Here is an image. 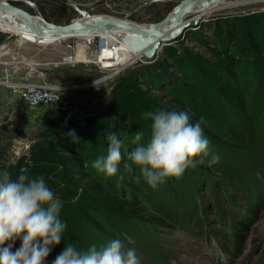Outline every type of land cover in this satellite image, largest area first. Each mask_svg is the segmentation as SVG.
Returning a JSON list of instances; mask_svg holds the SVG:
<instances>
[{"label": "rangeland", "instance_id": "374dc122", "mask_svg": "<svg viewBox=\"0 0 264 264\" xmlns=\"http://www.w3.org/2000/svg\"><path fill=\"white\" fill-rule=\"evenodd\" d=\"M3 3L55 25L80 22L90 16L118 18L136 25L153 24L175 4L173 0H155L124 16L117 12L120 3L117 0H4ZM263 12L264 0H223L188 29L195 28L196 33L208 37L203 23L209 17ZM196 14H188L184 20ZM182 34V41L164 44L150 56L143 53L140 59L116 69H99L95 59L91 60L93 50L97 54V44L90 38L45 44L24 40L0 28V45L7 44L11 56L3 61L14 60L13 64H18V78L68 88L60 101L44 113L29 111L13 97L0 101V120L6 123L0 124V171L6 169L13 179L21 173L43 176L49 187L57 185L53 192L62 201L59 218L66 228L61 243L52 248L45 264H52L68 244L87 250L93 244L101 247L113 239H119L125 249H135L141 264H264V34L260 37L259 56L250 53L234 64L233 77L218 73L219 85H229L233 90L229 99L221 96L211 77L197 66L187 68L185 61L177 71L168 66L161 54L166 45L175 48L180 57L183 51H188L209 58L185 30ZM237 55L235 49L229 51L230 57ZM113 70L116 74H112ZM138 71L151 74L154 90L150 95H161L162 101L175 95L188 111L191 123H200L201 128L216 135L206 137L219 157L218 163L209 166L207 158L200 163L201 158L197 157L195 167H189L179 178H168L155 189L143 182L129 156L137 147L135 133H143L139 143L148 141L151 120L145 119L144 114L155 111L146 101L120 102L115 94V87ZM180 72L186 81L179 76ZM139 87L143 89L140 83ZM116 111L123 112L126 118L121 123L114 120L118 125L112 132L109 126L115 122L107 121L114 118L112 114ZM103 124L112 132L110 136L122 141V159L127 165L129 182L137 192L122 187L115 176L109 177L92 167L97 157L107 154L106 142L97 132V126ZM60 128H65L68 134H78L74 144L86 156L84 166L103 184L108 179V187L116 193L131 197L144 207L151 216L149 220L143 224L97 212L93 217L98 229L80 218L72 202L60 191L57 177L50 183L45 174L37 171V150L52 143ZM235 180L249 183L247 192L235 189ZM250 189L256 191L251 193ZM216 240L218 244L213 243ZM19 242L22 244V240Z\"/></svg>", "mask_w": 264, "mask_h": 264}, {"label": "clouds", "instance_id": "9594fccd", "mask_svg": "<svg viewBox=\"0 0 264 264\" xmlns=\"http://www.w3.org/2000/svg\"><path fill=\"white\" fill-rule=\"evenodd\" d=\"M144 116L151 120L150 137L139 143L143 133H135L137 147L129 159L151 188L168 178L181 177L189 167H195L197 157L200 163L207 158L209 166L218 163L200 123H191L186 112L158 110ZM68 135L76 142L75 132ZM108 141L107 154L97 157L92 167L112 177L122 160V141L115 135ZM61 209L62 201L43 176L21 173L13 179L6 169L0 171V264H45L66 228L59 218ZM18 239L22 244L13 252ZM52 264H141V260L135 249H125L119 239H113L87 250L68 244Z\"/></svg>", "mask_w": 264, "mask_h": 264}, {"label": "trees", "instance_id": "16d2710c", "mask_svg": "<svg viewBox=\"0 0 264 264\" xmlns=\"http://www.w3.org/2000/svg\"><path fill=\"white\" fill-rule=\"evenodd\" d=\"M203 29L208 31V37L203 33H196L195 28L192 30L186 29L185 32H187L188 38L191 41L204 48V53L208 54L210 59H204L197 53L188 51H183L185 54L183 53V56L180 57L176 49L170 45L163 46L161 54L168 62V66L175 71L182 69L181 64L183 61H185L184 64L187 68L197 66L203 74L211 77V80L214 82L213 85L217 88L218 92L227 99L229 95L233 94V90L229 85H219L220 78L218 73L230 74L233 77L234 75L231 74V70L234 64L239 63L247 54L260 55V37L264 34V12L247 16L215 15L204 21ZM182 36L183 34L174 42L182 41ZM231 49H235L238 54L235 58L229 56ZM182 75L180 72L179 76ZM139 78L143 80L141 81ZM181 78L186 81L185 77L182 76ZM152 80V76L148 72L142 73L138 71L130 73L124 83H119L115 87L117 100L120 102L133 101L138 104L146 101L155 112L164 110L186 112L188 114L182 101L175 95H168L166 101H162L163 98L161 95H150L149 92H153L154 90ZM139 83L143 89H139ZM112 115L114 118H110L107 121L108 123L109 121L115 122L114 120L117 123H121V119L126 118L123 112L116 111ZM116 122L112 127L109 126L112 132L113 128L118 125ZM202 129L205 136L210 135L211 137H216V135L208 130ZM97 130L103 141L105 140L106 142V144L102 142V145L105 144V149H107L108 146L106 145L109 144V141H107L108 138L106 137L112 132L107 129L106 124L102 126L98 125ZM80 144H83L82 140ZM129 149L128 151H130ZM81 154V149H77L72 138L66 132V129L60 128L54 135V141L52 143H48L44 150H37L36 165L38 167L37 171L39 172L37 173L45 174L50 180V183L55 181L57 177L58 185L62 187L60 191L64 194L65 198L72 202L74 210L80 218L91 225L94 224L93 226L98 229L100 227L93 217V214L97 212L111 217L122 216L138 222L143 221V224L146 220H149L151 216L146 213L144 207H141L131 197H125L116 193L108 187V179H105L106 185L103 184L101 179L95 173L91 172L89 167L84 166L83 162L86 156H84V153L83 155ZM122 160L124 162L118 165V172L115 177L121 180L120 185L122 187L126 186L137 192L138 189H135V186L129 182L128 176L130 175L126 170L127 165L125 164V160ZM249 181L252 182V180ZM248 184L241 180H235L233 187L240 192H247ZM54 185L57 187L53 183L50 188L55 192ZM250 191L252 193L256 190L250 189ZM197 217L195 220L199 222ZM199 217H201L200 214ZM199 226L201 227V225ZM215 243L218 244L217 240ZM5 246L7 247L8 245ZM20 246L21 242L16 240L15 244L12 245V251L14 252ZM156 264L166 263L156 262Z\"/></svg>", "mask_w": 264, "mask_h": 264}, {"label": "water", "instance_id": "95a60500", "mask_svg": "<svg viewBox=\"0 0 264 264\" xmlns=\"http://www.w3.org/2000/svg\"><path fill=\"white\" fill-rule=\"evenodd\" d=\"M221 1L223 0H177L174 6L159 22L146 25H136L123 19L99 16L90 24L70 21L65 25H55L45 22L39 16H33L19 8L5 3H0V8L9 10L21 17L27 30L34 35L43 36L44 39L42 43L45 44L57 42L59 41L57 38L64 35L96 34L101 31L107 32L108 30L106 28L110 25L116 28L130 30L140 36L141 40L138 42L136 49L146 53L147 56H150L154 50L162 45L173 43L184 30L195 25L198 19L205 16L203 13L198 12L195 17L189 20H184L188 14H191V8L193 6H199L200 9L220 3ZM36 17L42 19L40 25H36ZM166 24H170V32L165 35L166 31H163L162 28ZM22 38L24 40H31L26 35H22Z\"/></svg>", "mask_w": 264, "mask_h": 264}, {"label": "bare ground", "instance_id": "6f19581e", "mask_svg": "<svg viewBox=\"0 0 264 264\" xmlns=\"http://www.w3.org/2000/svg\"><path fill=\"white\" fill-rule=\"evenodd\" d=\"M3 1L4 0H0V3H3ZM216 4L200 9L199 6H193L191 8V13L195 14L200 12L206 15L207 13L213 11V8ZM95 18L96 17L92 16V18L82 20L80 22L76 20L74 21L76 23L90 24L95 20ZM42 19L36 18V25H40L42 23ZM169 27L170 24H166L162 28L163 31H166L165 35L170 32ZM0 28L4 29V31L12 32L15 36L21 38L22 35H26L32 41L40 42L44 39L43 36L30 33L27 30L24 22L21 20V17H19L17 14L2 8H0ZM106 29L108 30L107 32L101 31L97 32L96 34H71L59 36L57 39L59 40V42L69 38H90L94 40L97 44L96 47L98 51V61H100V63L103 64L104 67H111V64L113 63V65L128 64L133 60H138L140 59V57H142L143 52L136 49L138 42L141 40L140 36L131 32L130 30L116 28L110 25ZM107 59H110L111 62L109 63Z\"/></svg>", "mask_w": 264, "mask_h": 264}, {"label": "built area", "instance_id": "2783aa9c", "mask_svg": "<svg viewBox=\"0 0 264 264\" xmlns=\"http://www.w3.org/2000/svg\"><path fill=\"white\" fill-rule=\"evenodd\" d=\"M93 58L95 59V63L98 64L97 68L99 69H116L120 64H111V67H104L103 64L98 61L97 54L95 50H93ZM98 53V51H97ZM96 54V55H95ZM5 57H11L9 54V49L7 44L2 43L0 45V66L7 67L4 71H2V76L0 77V87L5 86L9 90L10 97L16 99L18 104H21L24 108L32 111L33 113H44L51 109L56 103H58L64 94L65 90L68 88L64 85H50L40 83L39 81L32 82L26 78L19 79L18 81L8 82L6 77L10 73L11 64L14 60L11 61H3ZM91 60L89 61L91 63ZM110 63L111 60L107 59ZM13 65V64H12ZM18 65V64H14ZM13 65V66H14ZM121 66V65H120ZM112 71V70H111ZM112 74H116L114 72Z\"/></svg>", "mask_w": 264, "mask_h": 264}, {"label": "crops", "instance_id": "0c3cea01", "mask_svg": "<svg viewBox=\"0 0 264 264\" xmlns=\"http://www.w3.org/2000/svg\"><path fill=\"white\" fill-rule=\"evenodd\" d=\"M117 1L120 2L118 4L119 8H118L117 12L120 13L121 15H124V16H127V14L132 12L135 9V7L138 8L141 5L148 4L147 2H153V1L155 2V0H117ZM173 1L175 3L177 2V0H173ZM12 64L10 66L11 67L10 73L6 77L8 82H14V81H18L20 79L17 77V74H16V71L18 70V66L14 65V64H13L14 65L13 66ZM6 68L7 67H4L2 65L0 66V77L2 76V71H4ZM7 96L10 97L8 89L5 86L0 87V101L2 100V98L7 97ZM12 110H11V112H14V114H15V109L13 111ZM3 113H6V112H3ZM10 114H13V113H10ZM0 124L4 125L6 123H4L3 119H1Z\"/></svg>", "mask_w": 264, "mask_h": 264}]
</instances>
